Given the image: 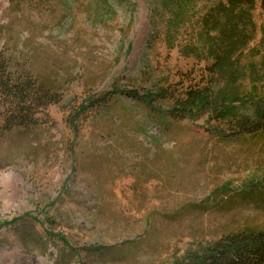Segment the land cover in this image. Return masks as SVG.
I'll return each instance as SVG.
<instances>
[{
  "label": "rangeland",
  "instance_id": "obj_1",
  "mask_svg": "<svg viewBox=\"0 0 264 264\" xmlns=\"http://www.w3.org/2000/svg\"><path fill=\"white\" fill-rule=\"evenodd\" d=\"M177 1L0 0V54L55 87L0 94V264H181L264 227V0ZM199 89L245 129L171 113Z\"/></svg>",
  "mask_w": 264,
  "mask_h": 264
},
{
  "label": "trees",
  "instance_id": "obj_2",
  "mask_svg": "<svg viewBox=\"0 0 264 264\" xmlns=\"http://www.w3.org/2000/svg\"><path fill=\"white\" fill-rule=\"evenodd\" d=\"M232 2L237 3L242 2V0H233ZM176 3L179 4L180 1ZM174 18L175 20L178 18L177 13H175ZM4 32L5 26L0 24V36ZM7 50L6 54H0V94L7 99L25 104V107L22 105L18 109L13 108L14 114L26 112L28 104L30 105V103L38 101V99L52 92L55 88L53 86L54 81L41 80L36 75L21 69L17 65V57L12 55L13 49L7 47ZM257 90V86L253 87L250 95L241 98L240 102L243 103L252 98ZM162 93L160 92V94ZM218 100L216 96L213 97L204 89L190 91L187 97L174 105L170 111L179 118H191L200 112L212 109V111H219L224 118L234 119L241 128L245 129L246 124H248L245 119L248 120V118L238 114L237 108L232 103L227 102V96L222 98L223 103L219 104ZM255 103L256 121L260 123L264 121V97L257 98ZM206 207L203 206L205 210ZM181 264H264V227L259 229L245 227L243 230L223 234L219 238L201 245L199 250L189 251L185 261Z\"/></svg>",
  "mask_w": 264,
  "mask_h": 264
},
{
  "label": "bare ground",
  "instance_id": "obj_3",
  "mask_svg": "<svg viewBox=\"0 0 264 264\" xmlns=\"http://www.w3.org/2000/svg\"><path fill=\"white\" fill-rule=\"evenodd\" d=\"M3 177H5V175ZM3 177H0V179H3ZM26 261H27L28 264L32 263V259L31 258H28ZM38 263L39 264H50V263L47 262V260L45 258H39L38 259Z\"/></svg>",
  "mask_w": 264,
  "mask_h": 264
}]
</instances>
